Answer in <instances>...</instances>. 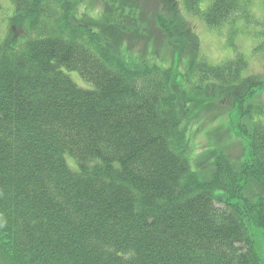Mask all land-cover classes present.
Returning <instances> with one entry per match:
<instances>
[{
    "label": "trees",
    "instance_id": "obj_1",
    "mask_svg": "<svg viewBox=\"0 0 264 264\" xmlns=\"http://www.w3.org/2000/svg\"><path fill=\"white\" fill-rule=\"evenodd\" d=\"M253 5L0 0V264H264V76L236 41L264 51Z\"/></svg>",
    "mask_w": 264,
    "mask_h": 264
},
{
    "label": "rangeland",
    "instance_id": "obj_2",
    "mask_svg": "<svg viewBox=\"0 0 264 264\" xmlns=\"http://www.w3.org/2000/svg\"><path fill=\"white\" fill-rule=\"evenodd\" d=\"M262 1L263 0H254V5H253V10L254 13L256 15V18L263 21L264 19V8H262ZM181 3V1H180ZM9 4V0H4V5L8 6ZM13 13V9H8L7 14H5V11L2 13V16H0V20L2 22V30L3 33L6 31L5 29L7 28V26L9 25L8 23V19L6 17V15L10 16ZM240 14L236 15L235 17L239 16ZM199 19V18H198ZM195 19V22L193 20H191V22H193V24L198 26V30H199V20L201 19ZM240 20V18L238 19ZM202 21V20H201ZM199 22V23H198ZM203 26L200 28V32H201V39L202 42L204 43L203 45L201 44V50L207 54L208 58L213 61V62H220L223 61V59H233L234 56L237 54L236 51L233 52V48L232 45H228L226 42V38H225V34L221 35V34H217L214 33L215 30H210L207 25L205 24V22L203 21ZM226 28V27H225ZM222 31H224V28L222 29ZM254 33L251 32H247L239 37L236 38L238 47L240 49L241 52H243V54L246 55L248 61L250 62V68L248 70V73L253 75V76H264V57L260 59L261 54L264 55V51H262V49H258L257 44L259 42L258 39H256ZM259 59V60H258ZM186 61V60H185ZM175 63H178L177 58H175ZM161 66H164L161 62L159 63ZM184 63L182 66V69L184 70V72H186L185 67H184ZM165 68H167L166 66H164ZM71 77L73 78V80H76L77 83L83 87L86 86H90V83L87 80H84L83 77L81 76L80 72L77 70L74 71H69ZM185 77L182 80V83H184L183 86H185V89L187 91H189L192 95V88L194 85L195 79L191 78L190 75L185 73ZM192 87V88H191ZM194 90V88H193ZM217 89H212L210 90V95H212L213 98H217ZM256 100H258L259 102L264 104V91L263 92H259V94L257 95ZM198 108L193 112V118H199V116L201 114L206 113L207 117L211 114H213V111H215V106H212L211 101L206 97H199L198 99ZM226 108L224 110V112H222V114H224L226 111H230V106L228 104H225ZM231 118V116H230ZM229 116L227 115L226 117L223 118V120L225 122H228L230 120ZM222 120L219 121V123H221ZM192 135V132H191ZM210 138V139H209ZM219 142V138L216 137H208L207 143L205 144V147L203 148V151L200 154V159L204 160L206 163L205 165H207V167L211 164L212 159V151L214 150L213 148H216L217 143ZM226 142V140H225ZM72 156H68L67 159L70 163H72ZM192 165L194 168L195 167V163L192 160Z\"/></svg>",
    "mask_w": 264,
    "mask_h": 264
}]
</instances>
